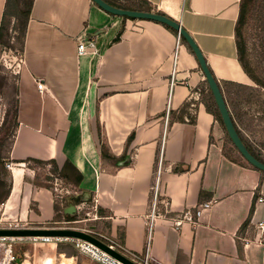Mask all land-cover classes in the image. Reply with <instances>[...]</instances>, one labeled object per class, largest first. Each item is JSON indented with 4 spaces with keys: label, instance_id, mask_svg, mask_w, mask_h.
Returning a JSON list of instances; mask_svg holds the SVG:
<instances>
[{
    "label": "crops",
    "instance_id": "1",
    "mask_svg": "<svg viewBox=\"0 0 264 264\" xmlns=\"http://www.w3.org/2000/svg\"><path fill=\"white\" fill-rule=\"evenodd\" d=\"M143 1L181 24L219 83L250 85L236 41L241 0ZM5 5L0 0V25ZM89 41L97 54L79 55L80 42ZM179 42L177 59L178 34L163 24L112 15L91 0H34L18 74L12 165L56 164L74 193H91L93 220L106 221L110 238L135 254L155 205L144 252L149 248L154 264H264V233L257 235L264 174L237 151L224 154L225 131L203 104L196 124L177 118L205 81L192 49ZM26 167L15 177L23 180ZM41 189L33 202L47 219L54 201ZM254 202L240 249L239 231ZM205 203L210 208L193 222L172 226L171 219ZM29 218L40 222L31 209Z\"/></svg>",
    "mask_w": 264,
    "mask_h": 264
},
{
    "label": "trees",
    "instance_id": "2",
    "mask_svg": "<svg viewBox=\"0 0 264 264\" xmlns=\"http://www.w3.org/2000/svg\"><path fill=\"white\" fill-rule=\"evenodd\" d=\"M108 4L125 10L150 12L147 2L143 0H104ZM34 0H6L5 10L3 13L1 25H0V62L1 58L6 53H14L22 57L24 53L25 41L27 36L28 23L31 16V10ZM160 14V13H159ZM252 24V31L254 33V40L256 42L254 49L249 45L247 38L245 37V28L248 23ZM169 28V27H168ZM171 29V28H170ZM181 42L186 40L181 37ZM236 41L238 49L239 62L250 78L253 81L254 86L243 85L234 82L219 83L220 89L226 100L230 115L232 117L235 128L241 137L243 143L246 145L250 153L259 161L264 163V158L258 152L257 149L247 140L245 132L248 134H255L264 137V0H241L240 3V15L236 26ZM2 65H0L1 67ZM19 75L16 76L14 83L10 85L13 89L8 91L5 96L8 105H13L15 126L11 140L6 144L2 142L0 144V205L5 203L9 198L11 192V176L5 167L6 162H11V152L17 135L19 123H18V108H19V87H18ZM231 88L239 89L237 97L230 96ZM226 90H229L226 92ZM195 93V92H194ZM228 95L231 97L229 100ZM203 104L206 111L214 116L223 127L225 131V141L223 145V152L225 155H231L232 151H239L234 147L231 142L226 128L223 124L219 109L213 97V94L207 84H204L196 91L188 101H186L183 107L178 113L179 120L183 123L196 124V116L199 106ZM174 114L169 113V124L174 122ZM243 158V157H242ZM244 159V158H243ZM245 160V159H244ZM246 161V160H245ZM36 165L44 166L50 164L53 168L52 173L56 174L60 179L65 176L63 172H59L56 164L45 163L41 161H34ZM247 162V161H246ZM249 164V163H248ZM250 165V164H249ZM251 166V165H250ZM256 169L255 167L251 166ZM260 171V170H258ZM262 172V171H261ZM264 174V172H262ZM81 178H77L80 181ZM71 180V179H69ZM9 182V183H6ZM33 185L45 188L46 185H41L37 181H32ZM7 188V189H6ZM46 188H51V185ZM5 190V191H4ZM257 198V197H256ZM66 198L63 200V207L61 209L56 207V219L55 223L66 221L73 222L78 220L77 218H71L64 214V208L66 207ZM80 202H76L78 205ZM255 209V202L251 206L250 213L247 220L242 225L238 238V245L241 249L242 235L249 229L251 219ZM102 214V212H100ZM119 244L123 245L119 242Z\"/></svg>",
    "mask_w": 264,
    "mask_h": 264
},
{
    "label": "rangeland",
    "instance_id": "3",
    "mask_svg": "<svg viewBox=\"0 0 264 264\" xmlns=\"http://www.w3.org/2000/svg\"><path fill=\"white\" fill-rule=\"evenodd\" d=\"M245 37L247 38L249 45L252 49L255 47V36L252 31V24L251 22L248 23L247 27L245 28ZM184 43V42H183ZM179 46L180 42L178 44V49L176 51L177 59L179 56ZM20 60L23 61V57H20L19 55H16L14 53H6L2 56L0 65V144L2 142H5L6 144L11 140L14 132V126H15V116H14V107L13 105H8L7 100L5 96L7 95L8 91H10V85L14 83V80L16 76L19 74V64L20 66L23 65L24 62H20ZM250 86H254L253 81H251ZM13 89H11L12 91ZM232 91L231 95L233 97H237V95L240 93L239 89L231 88ZM229 90H226L228 92ZM229 93V92H228ZM228 95L229 100L231 99ZM236 99H239L238 97ZM247 140L255 147V149L258 150V152L262 155L264 158V137L260 135L255 134H248L245 132ZM166 136H167V130H166ZM224 142L225 137H224ZM12 162H6L5 167L8 170L11 179L9 182H11V192L9 195V198L5 201V204L8 203V201L12 202V193L13 190L14 193V199H15V210L11 212L8 216L11 219H20L25 224H27V227L30 228H64V229H80V230H93V231H100L102 235L111 237V234L109 232V229L107 228V222L103 220H93L94 217V211H93V204L90 202L87 203H79L77 205L78 215L76 221L73 222H66L61 221L58 223L54 222V219H56V207L61 209L63 205V200L68 197H75L78 195V193H74L73 189L62 179H60L56 174L52 173L53 170L52 166L47 167L48 165L39 166V165H24L22 167L21 165H11ZM11 169H9L7 167ZM26 171L24 173V179L19 177H15L14 170H21L25 169ZM15 167V168H14ZM35 168V169H32ZM14 169V170H13ZM88 176L91 180H93V173L92 170L86 168ZM21 172V171H20ZM32 181H37L39 184L46 185L43 189H48L46 187H49L51 185L50 190L52 192L53 201H54V215L49 218H43L40 213H37V209H39L37 206H35V202H33V196L35 195L36 190H42L38 186H34ZM6 182V183H9ZM23 182V183H22ZM92 182V181H91ZM65 184V185H64ZM58 187L59 189H63L61 193V197L63 198H57V193L54 191V188ZM7 189V188H6ZM5 191V190H4ZM69 191V194H66V192ZM73 192V193H72ZM12 204V203H11ZM67 206V205H66ZM30 209L34 211L35 214L39 215V224L35 222L34 220H31L29 218V212ZM39 212V211H38ZM7 216V217H8ZM96 228V229H95ZM148 228L149 225L146 224L145 226V235L143 237V242L140 244V247L137 249V255L143 256L145 252V246L147 244V235H148ZM142 245V247H141ZM15 252L17 256V262L16 264H54L58 262H62L63 264H98L94 261H92L87 256H84L79 253L77 248L75 247V244L71 241H60L56 245L53 243H40V242H30V241H23L18 243L15 246ZM152 257L155 256L154 248L152 251ZM131 258V257H129Z\"/></svg>",
    "mask_w": 264,
    "mask_h": 264
},
{
    "label": "water",
    "instance_id": "4",
    "mask_svg": "<svg viewBox=\"0 0 264 264\" xmlns=\"http://www.w3.org/2000/svg\"><path fill=\"white\" fill-rule=\"evenodd\" d=\"M94 4L98 7L103 9L104 11L121 17H127L132 19H140V20H148L163 24L172 30H174L178 34L179 37H183L189 47L192 49L199 65L201 71L207 81V84L213 94L217 107L219 109L223 124L226 128L227 134L233 143L234 147L239 151L241 156L249 163L251 166L255 167L256 169L264 172V163L256 159L248 150L246 145L243 143L241 137L239 136L235 125L233 123L232 117L230 115V111L228 109L226 100L223 96V93L220 89L219 82L215 78L214 74L212 73L211 69L209 68L207 61L201 52L200 48L198 47L195 40L192 36L181 26L180 23L177 21L153 12H139V11H131L116 8L110 4H108L104 0H91ZM94 121V115H93ZM94 136L98 139L97 130L94 129L93 131ZM131 153L129 151L127 155V159L129 160L131 157ZM92 199L91 193L83 192L75 197H71L67 199V206L64 209V214L71 218H76L78 215V210L76 206V202L87 203ZM0 236H11V237H52V238H68V239H80L83 241L90 242L106 253L110 254L123 264H136L118 251L111 249L108 245L103 243L101 240L96 238L93 235L88 233L82 232L76 229H64V228H38V229H24V230H13V231H0Z\"/></svg>",
    "mask_w": 264,
    "mask_h": 264
},
{
    "label": "built area",
    "instance_id": "5",
    "mask_svg": "<svg viewBox=\"0 0 264 264\" xmlns=\"http://www.w3.org/2000/svg\"><path fill=\"white\" fill-rule=\"evenodd\" d=\"M180 38L181 37L178 38V43L180 41ZM88 53H92L94 55L97 54V49L94 41L80 42L78 46V54L86 55ZM20 62L22 63L23 61L20 60ZM20 65L21 64H19V67H21ZM38 89L40 91H43L45 89V86L42 83L38 82ZM7 167L11 169L9 165H7ZM54 191L58 194L57 198H63L61 197L62 196L61 193L63 189H59L58 187H55ZM66 194H69V191L66 192ZM155 196L157 198V191L155 192ZM259 201L263 202L264 199L261 198L259 199ZM210 206L211 203H205L204 205L195 208L193 211L192 209H187L184 212H182V215H180L178 218L171 219L170 222L172 226H174L176 229H179L184 224L185 221L193 222L196 217L198 218L204 211L208 210ZM8 207H9L8 203L7 204L3 203L0 205V231L38 229V228L27 227V224H25L20 219L18 220V219L9 218L8 215L12 212V209H9L10 207L9 208ZM156 217L157 216L154 205L153 211L149 217V227H150L149 238H151L153 227L154 224L156 223ZM80 231L95 236L103 243L108 245L111 249L118 251L119 253H121L122 255H124L125 257H127L136 264H154V262L152 261L149 255V248L143 256H140L131 252L130 250H128L123 245L119 244L114 239L102 235V233H98L93 230H80ZM263 233H264V222H261L258 224L257 235H261ZM64 240L65 241L71 240L75 244V247L77 248L80 254L87 256L92 261L98 264H123L122 262L111 256L110 254L106 253L96 245L80 239L52 238V237H11V236H0V264H16L17 256L15 252V246L20 242L30 241V242H35V243L40 242L45 244L53 243L56 245L58 242ZM54 264H63V263L58 262Z\"/></svg>",
    "mask_w": 264,
    "mask_h": 264
},
{
    "label": "bare ground",
    "instance_id": "6",
    "mask_svg": "<svg viewBox=\"0 0 264 264\" xmlns=\"http://www.w3.org/2000/svg\"><path fill=\"white\" fill-rule=\"evenodd\" d=\"M15 168V167H14ZM14 170V169H13Z\"/></svg>",
    "mask_w": 264,
    "mask_h": 264
}]
</instances>
